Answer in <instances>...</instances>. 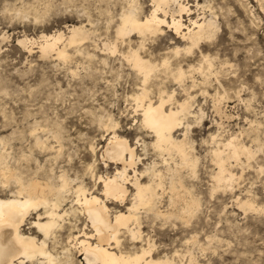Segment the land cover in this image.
Wrapping results in <instances>:
<instances>
[{
  "label": "rangeland",
  "instance_id": "374dc122",
  "mask_svg": "<svg viewBox=\"0 0 264 264\" xmlns=\"http://www.w3.org/2000/svg\"><path fill=\"white\" fill-rule=\"evenodd\" d=\"M180 1L190 8V13H182L183 23L189 25L194 17L210 18L216 30L192 52L181 49L175 56L173 47L182 48L185 41L168 27H164L165 34L155 36L132 32L117 37L115 33L121 13L137 7L143 17L151 10L152 0H0V161L25 180L58 182V175L65 172L71 178H83L91 189L93 177L87 165L92 160L96 159L99 173L112 174L121 166L110 160L105 166L100 158L110 135L104 123L111 116L117 121L116 133L135 145L140 156L137 168L150 166L153 160L163 168L161 152L151 143L153 133L139 122L141 115L131 96L140 90L142 75L126 54L129 47L141 44L140 53L158 63L145 83L152 99L156 100L158 88L174 89L177 100L191 96V109L197 114L188 116L186 136L198 160L194 172L179 168L184 183L180 191L200 202L180 213L181 202L170 206L164 194L161 208L170 207L174 213L163 218L140 209L143 239L133 243L121 235L123 243L132 249L148 238L154 243L153 256H170L172 264H264V0ZM72 25H82L88 35L75 43L58 41L66 58L55 50L41 52L42 34L61 32L66 37ZM21 39L26 40L22 43ZM104 42L115 44V50ZM164 57L171 60L167 65L162 64ZM178 65L185 71L181 81L173 74ZM184 131L180 126L174 135L180 138ZM211 135L221 140L233 135L251 152L241 155L237 163H227L234 173L230 184H215L218 166L210 152ZM36 138L43 143H35ZM168 161L171 166L179 161L174 151ZM168 181L166 177L164 183ZM13 188V182L0 181V195ZM69 206H76L73 195L63 201L60 211L67 209V214L47 241L58 264L84 262L83 254L73 247L68 262V253L62 252L70 247L69 235L78 233L84 222ZM35 218L31 210L22 225L24 232H36L31 225Z\"/></svg>",
  "mask_w": 264,
  "mask_h": 264
},
{
  "label": "bare ground",
  "instance_id": "6f19581e",
  "mask_svg": "<svg viewBox=\"0 0 264 264\" xmlns=\"http://www.w3.org/2000/svg\"><path fill=\"white\" fill-rule=\"evenodd\" d=\"M172 4H174L173 7ZM138 10L137 7H133L120 14L119 23L115 28L117 37H124L132 32H137L141 36L145 34L155 36L165 34L164 27H168L173 30L177 38L180 37L185 41L182 48L178 45L173 47L175 56L180 53L181 49L186 54L192 52L203 39L212 36L216 30L215 22L210 18L202 17L203 19L199 20L194 17L195 19H189L191 25L183 23L182 13H190V8L180 0H152L151 10L143 17L137 14ZM167 14L170 15L169 19H167ZM87 35L82 25H72L66 37L61 32L42 34L43 39L39 42V48L42 53L55 50L59 57L66 58L67 52L63 47L57 46L58 41L66 40L68 43H75ZM25 40L19 41L23 43ZM103 44L111 50L116 48L115 44L111 45L108 42ZM141 47V44L136 48L129 47L126 54L128 60L142 75L140 90L132 93L131 96L135 101V110H139L141 115L139 122L153 133L154 139L151 143L160 150L164 167L159 168L157 162L153 160L151 165L147 162L150 166L139 170L137 163L140 156L135 151V145L129 143L125 136L116 133L114 128L117 121L108 115V122L104 123V129L110 130V135L100 153V158L105 166H108L109 160L119 162L121 166L114 168L115 171L112 174L99 173L95 170L96 159L92 160L87 165V170L93 177L91 189L83 183V178L77 180L79 176L71 178L65 172L58 175V182H54L50 178H47L48 180H25L16 169L4 166L0 161V181L3 183L11 181L14 184V188L7 195H0V264H13L14 261L19 264H58V257L48 249L47 241L55 236L57 227L63 224L59 220L67 214V209L63 211L60 209L63 208V201L65 202V199L71 195L74 197L76 206L74 208L69 206L70 210L73 213L76 211L77 214L80 213L84 222L78 229V233L69 235L70 247H66L62 251L68 253L65 262L70 260L72 253L69 250L73 247L79 254H83L84 262L80 259L79 264H172L170 256H153L154 243L148 238L144 244L134 246L132 249L123 243V238L126 237L133 243L143 239L140 230L142 217L140 209L145 213L150 212L154 216L163 218H168L174 213L170 207V209L168 207L161 208L160 202H162L164 194L168 196V205L170 206L175 205L178 201L181 202L180 213L198 206L199 199L189 196L188 191L187 195L186 191L181 193L180 189H183L184 183L182 184L179 173L182 167H187L191 172L195 171L198 157L193 151L191 141L186 136V130L189 126L188 116H196L197 113L195 114L191 109L188 99L191 97L190 94L177 100L174 99V89L167 91L158 88L156 100L152 99L145 83L151 75H154L158 63L141 54L139 51ZM167 57L162 59L163 65L169 63L170 59L168 60ZM184 73L185 71L180 65L173 72L179 81L182 80ZM180 126H184L185 131L182 133V137L178 138L174 135V131ZM211 139L214 146L210 152L218 166V170L213 175L215 184L216 186L227 185L234 176V173L228 169L227 163L230 161L237 163L241 155L247 156L251 152L248 146L237 141L233 135L226 140L211 135ZM58 141L60 140L58 139ZM35 143L42 144L43 142L36 138ZM91 148L94 151L93 147ZM173 151L179 161H174V165L171 166L168 156H171ZM165 153L167 157L163 156ZM55 154L54 156H56ZM35 176L38 177V175ZM143 177H147V180L143 181ZM166 177L169 180L168 185L164 183ZM129 186L133 189H130ZM109 203H113L115 206H110ZM244 204L250 208L253 207L249 201H244ZM31 210L36 213V218L31 221V225L36 228L35 233L24 232L22 229ZM69 224L72 227H77L76 223L69 222ZM188 264H191V261Z\"/></svg>",
  "mask_w": 264,
  "mask_h": 264
}]
</instances>
